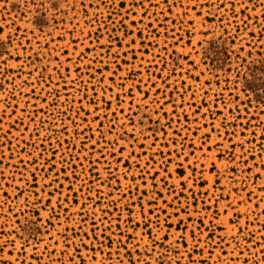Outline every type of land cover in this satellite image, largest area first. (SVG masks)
<instances>
[{
    "label": "rangeland",
    "instance_id": "rangeland-1",
    "mask_svg": "<svg viewBox=\"0 0 264 264\" xmlns=\"http://www.w3.org/2000/svg\"><path fill=\"white\" fill-rule=\"evenodd\" d=\"M0 264H264V0H0Z\"/></svg>",
    "mask_w": 264,
    "mask_h": 264
}]
</instances>
